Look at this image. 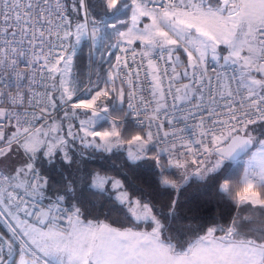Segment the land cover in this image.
Instances as JSON below:
<instances>
[{"label": "snow or ice", "instance_id": "1", "mask_svg": "<svg viewBox=\"0 0 264 264\" xmlns=\"http://www.w3.org/2000/svg\"><path fill=\"white\" fill-rule=\"evenodd\" d=\"M67 7L0 0V219L15 222L0 238V264H264V0H72L74 16ZM85 37L90 59L123 55L81 83L73 55ZM129 54L140 58L136 68ZM145 61L151 99L133 84ZM160 62L170 76L168 68L158 74ZM181 68L190 82L169 83V112L162 80H178ZM25 101L38 110L20 111ZM58 108L83 114V135L68 133L85 150L78 155L65 137L50 136ZM117 154L118 166L110 162ZM58 155L71 173L49 197L37 160ZM140 174L150 182L138 185ZM193 179L236 208L227 226L204 230L195 215H179Z\"/></svg>", "mask_w": 264, "mask_h": 264}, {"label": "trees", "instance_id": "2", "mask_svg": "<svg viewBox=\"0 0 264 264\" xmlns=\"http://www.w3.org/2000/svg\"><path fill=\"white\" fill-rule=\"evenodd\" d=\"M71 2L72 0H66V3L68 5L67 12L70 16H74L75 14L71 11ZM70 38L68 43L71 41ZM114 50L115 49L111 50V52L113 53V55L111 56H109L107 51L102 50L104 54V60L102 62L100 60L101 52H97L95 54L94 60L90 59L88 56V41L87 38H83L79 44V47L77 48L76 54L73 55V76H75L76 79L81 83H86L89 76L93 81H96L98 79V72L103 75V73L108 71L110 63H115L116 50ZM117 83L119 86V82ZM103 86V83H100V87ZM56 110L57 112L55 116L48 122H52V120L57 121L58 126L61 127V131H59V133L63 137H65V139L69 143V147L67 149L69 153L72 155H78L80 151H85L81 148L79 140L72 141L71 137L68 136L70 130L80 136L83 135L78 131L75 132L78 127L77 121L79 118L71 116L65 117L63 109L58 108ZM68 111L70 112L71 109L69 108ZM60 155H62V153ZM87 155H92V153L90 151H86V156ZM120 155L124 154H117L116 160L110 162L115 163L118 166ZM90 163L95 165L96 161L93 160L90 161ZM37 167L43 177H45L49 181V187L45 190L49 197H53L55 195L56 191L63 183L64 178L68 177L71 173V169H69L68 166L63 162V160L59 158V155L51 164L42 157L39 158L37 160ZM149 182L150 177L145 174H140L136 178V183L141 186ZM173 195L175 194L173 193ZM167 199L168 194L157 195V207L159 208L160 203H163ZM179 203V215L185 218H191L193 215H195L197 217V223L204 225V230H206L207 227L212 226L213 224L220 227H225L232 220L233 216L237 214V210L233 205L223 202L219 199L214 188L205 186L200 182H197L195 179H193V181L190 183V186H186V189L182 190V193L179 197ZM112 219H116V217L113 216ZM183 222L187 223L188 220L185 219ZM1 234H4V230L0 226V237L2 236ZM194 238L195 237L192 235L184 236L185 240Z\"/></svg>", "mask_w": 264, "mask_h": 264}, {"label": "built area", "instance_id": "3", "mask_svg": "<svg viewBox=\"0 0 264 264\" xmlns=\"http://www.w3.org/2000/svg\"><path fill=\"white\" fill-rule=\"evenodd\" d=\"M66 11H67V9H66ZM131 47L132 48H135L137 51H139V44H137V45H131ZM115 55H123V54L120 53L118 49H116ZM165 59H167V57H165ZM128 63L131 64L133 66V68H136V66L140 63V58L137 57L136 58V61L134 63L133 60H132L131 55L129 54L128 55ZM146 63L147 62L145 61L144 62V65H145L144 71L139 72V73H137L136 71H133V84L136 85L135 91H137L138 95H143V96L147 97L148 99H151V96H150V92H151V87H150V85H151V78L150 77H147V75H146L147 74V71H148V69L146 67ZM207 67H208L209 75L213 77V80H215V73L212 71V69L215 68L216 65L210 62L207 65ZM165 68H168L169 69L168 75L169 76L171 75L170 66L164 64L163 62H160L159 63V72H158V74L161 75V77L164 76ZM221 71H223V69H221ZM137 74L139 75V80L138 81L136 80ZM229 75H231L230 72H229ZM37 78H39L38 75H37ZM189 82H190V77H189ZM48 83L50 84L51 82H48ZM169 83H173L176 87H179V85H178V81L177 80L176 81H171V82L168 81V80H166V79L162 80V86H163L164 92L166 94V102H167V105H168L167 111L171 112L172 111V104L174 103V100H173L172 96H167V93L169 91H171L172 94H173V96H175L176 95V92H175V87H172L171 89H169ZM124 88H125L126 91L131 90V89L128 88V85L127 84L124 85ZM37 90L39 92L43 93L45 91V88L38 86L37 87ZM207 92H208V89L206 88L205 89V93L207 94ZM34 98L35 99H39L40 97H34ZM207 102L210 103V101H207ZM27 103L28 102L25 101V108L20 109V111L27 110V111L31 112L33 110H38V109L28 108L27 107ZM45 103H46V101H45ZM0 104H3V101H0ZM188 106H190V105H188ZM125 107H126V105H125ZM181 107H185V105L182 104ZM178 111H179V109H177V112ZM56 112H57V110H52V115H51V118L49 119V121L55 116ZM165 123H166V121H165ZM36 126L37 127H40V123H37ZM161 135H163V133H161ZM26 199H27V197H26ZM41 203H44V201H42ZM20 216H23V214L21 213ZM28 218H30L32 221H34V218H32V217H28ZM7 219L10 221L9 226H7L4 223V221H2V222L0 221V223H2L4 225V227L7 229V231L10 232V229L13 228V227H15V222L11 218H7ZM34 223H35V221H34Z\"/></svg>", "mask_w": 264, "mask_h": 264}, {"label": "rangeland", "instance_id": "4", "mask_svg": "<svg viewBox=\"0 0 264 264\" xmlns=\"http://www.w3.org/2000/svg\"><path fill=\"white\" fill-rule=\"evenodd\" d=\"M129 23H130V21H129ZM144 23H150V21L146 18V17H144V18H142V22H141V24L139 25V27H143V25H144ZM86 38V37H85ZM71 39V41L69 42L70 44H75V39H74V37H71L70 38ZM83 39V38H82ZM81 39V40H82ZM87 41H88V45H89V47H90V41L87 39ZM138 43L137 44H139V41H137ZM79 47V45L77 46V48ZM116 50V49H115ZM114 50V51H115ZM218 51H221L223 54H227V49L223 46V45H221L220 46V48L218 49ZM67 54H71V49L69 48V50H68V53ZM243 54H245V53H242V55ZM180 55H181V59H182V61L186 64V62H187V56H186V54H184L183 53V50L182 49H180ZM80 118H83V115L80 117ZM80 118L78 119V121H77V125H78V127H77V129L75 130V132L76 131H78L79 132V128H80ZM56 121V120H55ZM56 123H57V121H56ZM48 124H51V122H48ZM57 125H58V123H57ZM45 127L47 128V125H45ZM59 131H61V127H59L58 126V132H53V133H50V136H55V135H61L60 133H59ZM81 134H83V133H81ZM62 136V135H61ZM37 170L40 172V170L38 169V167H37ZM41 174V173H40ZM42 175V174H41ZM43 176V175H42ZM245 213V214H244ZM241 214H244V215H247V211H245V212H242ZM21 217V219L23 220V219H26V218H24V217H22V216H20ZM26 220H28V219H26ZM0 221L2 222V221H4V223L7 225V226H9V224H10V221L7 219V222H5V219H0ZM28 221H31V220H28ZM32 222V221H31ZM33 223V222H32ZM12 225V224H11ZM0 226L3 228V230H4V234H1L2 236L0 237V238H4V239H8L9 237H10V235H11V232H12V229L13 228H11L10 229V232H8L7 231V229L4 227V225L2 224V223H0ZM10 228V227H9ZM18 231V230H17Z\"/></svg>", "mask_w": 264, "mask_h": 264}, {"label": "crops", "instance_id": "5", "mask_svg": "<svg viewBox=\"0 0 264 264\" xmlns=\"http://www.w3.org/2000/svg\"><path fill=\"white\" fill-rule=\"evenodd\" d=\"M137 43H138V42L135 41L132 45H136ZM178 71L180 72L179 79L177 80V81H178V85L181 86L182 84L189 83V77H185V76L183 75V68L178 69ZM244 214H245V213H244ZM244 214H241V213H240L241 216H244ZM247 214H248V213H247ZM29 223H32V222L29 221ZM220 234H222V233H220ZM220 234H218V235H220ZM17 259H18V257H17Z\"/></svg>", "mask_w": 264, "mask_h": 264}, {"label": "bare ground", "instance_id": "6", "mask_svg": "<svg viewBox=\"0 0 264 264\" xmlns=\"http://www.w3.org/2000/svg\"><path fill=\"white\" fill-rule=\"evenodd\" d=\"M22 217H24V216H22ZM24 218H26V219H28V220H31L30 218H28V217H24ZM32 221V220H31ZM33 223H34V221H32Z\"/></svg>", "mask_w": 264, "mask_h": 264}]
</instances>
